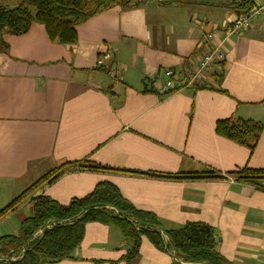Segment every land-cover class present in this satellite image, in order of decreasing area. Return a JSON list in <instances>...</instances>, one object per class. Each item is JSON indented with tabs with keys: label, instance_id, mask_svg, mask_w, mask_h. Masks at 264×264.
I'll use <instances>...</instances> for the list:
<instances>
[{
	"label": "crops",
	"instance_id": "obj_1",
	"mask_svg": "<svg viewBox=\"0 0 264 264\" xmlns=\"http://www.w3.org/2000/svg\"><path fill=\"white\" fill-rule=\"evenodd\" d=\"M235 15L221 1L144 0L88 17L75 26L73 45L51 41L38 23L22 35L3 34L8 49L0 52V209L50 170L87 160L109 170L66 171L36 194L67 204L107 182L165 229L210 225L218 253L231 264H264V189L231 176L138 174L264 168V127L253 152L214 130L217 120L231 116L264 123V16L239 35L208 43L220 45L225 60L202 83L155 91L157 74L194 62L203 33ZM106 48L113 50V62L98 64ZM115 65L121 78L112 83L107 72ZM31 211L27 200L7 214L0 236L16 235ZM124 247L118 229L87 222L75 259L46 264H126L120 259ZM175 262L184 263L144 237L131 264Z\"/></svg>",
	"mask_w": 264,
	"mask_h": 264
},
{
	"label": "trees",
	"instance_id": "obj_2",
	"mask_svg": "<svg viewBox=\"0 0 264 264\" xmlns=\"http://www.w3.org/2000/svg\"><path fill=\"white\" fill-rule=\"evenodd\" d=\"M142 1L144 0H0V52L8 49L2 38L3 34L22 35L32 23L42 25L51 41L73 45L77 42V24L114 4L136 7ZM213 1H221L236 15L255 4V0ZM8 2L14 6L7 5ZM194 86L196 85L192 87ZM218 91L227 93L222 89ZM263 127V122L231 116L217 120L214 130L217 135L253 152ZM76 169L109 170L87 160L65 162L39 177L0 209L1 221L27 200L32 201L31 214L20 223L17 234L0 236V264H46L75 259V252L83 238L84 225L92 221L111 225L120 231L126 245L120 259L126 264H131L136 258L144 237L157 249L166 251L187 264H231L218 253V237L210 225L187 222L177 228L165 229L154 214L135 208L110 183H98L91 192L83 197L72 198L67 204H60L42 193L36 194L45 183H51L64 172ZM138 174L167 179H226L231 176L236 182L264 189V168L244 166L221 173L205 167L198 173ZM39 229L42 230L41 233L35 236Z\"/></svg>",
	"mask_w": 264,
	"mask_h": 264
},
{
	"label": "built area",
	"instance_id": "obj_3",
	"mask_svg": "<svg viewBox=\"0 0 264 264\" xmlns=\"http://www.w3.org/2000/svg\"><path fill=\"white\" fill-rule=\"evenodd\" d=\"M264 16V0L256 1L255 4L248 10L235 15L233 20L222 28L213 27L205 36L201 39L202 43L212 41L216 36L217 31H222L223 38L231 35H239L247 28L250 27L259 17ZM113 58V50L107 48L103 53L97 57V63L102 64L104 61L111 60ZM225 60V54L221 50L220 45H211L202 50L200 55L194 62H189L185 67L176 70L173 68H167L161 71L154 77L155 91L159 94H166L171 91H177L185 87H192L193 85H199L205 79L207 71L215 64L222 63ZM118 66H110L108 68V76L112 83L117 82L120 79ZM48 225V224H47ZM45 225V226H47ZM39 229L35 236L41 233Z\"/></svg>",
	"mask_w": 264,
	"mask_h": 264
},
{
	"label": "rangeland",
	"instance_id": "obj_4",
	"mask_svg": "<svg viewBox=\"0 0 264 264\" xmlns=\"http://www.w3.org/2000/svg\"><path fill=\"white\" fill-rule=\"evenodd\" d=\"M212 29V28H211ZM210 29V30H211ZM210 30H208V31H206L205 33H203V35H202V37L199 39V43H201V45L199 46L200 48H202L201 50H200V52H202V50H204L205 48H207L209 45H208V43H210L211 41H207L206 43H202V41H201V39L205 36V34L207 33V32H209ZM216 36L217 37H222L223 36V33H222V31H217L216 32ZM229 37V36H228ZM215 38V37H214ZM213 38V39H214ZM107 49V48H106ZM104 52V51H103ZM113 59L114 58H112L111 60H107V61H110V62H113ZM117 66V65H116ZM120 74V73H119ZM120 78H121V76H120ZM1 232H4V231H1Z\"/></svg>",
	"mask_w": 264,
	"mask_h": 264
}]
</instances>
